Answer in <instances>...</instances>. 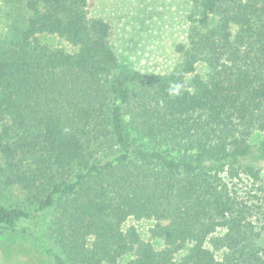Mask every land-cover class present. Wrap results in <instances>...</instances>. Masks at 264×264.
<instances>
[{"label": "trees", "instance_id": "1", "mask_svg": "<svg viewBox=\"0 0 264 264\" xmlns=\"http://www.w3.org/2000/svg\"><path fill=\"white\" fill-rule=\"evenodd\" d=\"M0 4V182L26 204L0 203L1 233L53 264H264V211L236 182L264 160V0H192L163 73L120 65L88 0Z\"/></svg>", "mask_w": 264, "mask_h": 264}, {"label": "rangeland", "instance_id": "2", "mask_svg": "<svg viewBox=\"0 0 264 264\" xmlns=\"http://www.w3.org/2000/svg\"><path fill=\"white\" fill-rule=\"evenodd\" d=\"M192 0H88L92 16L104 18L111 26L110 42L120 65H127L140 71L168 72L179 60L174 46L185 40L187 22L185 15ZM1 5V4H0ZM0 19V32L2 31ZM42 43L50 47H63L68 51L75 48L54 35H40ZM199 70L202 65L198 66ZM264 137V131H256L250 137L252 145ZM261 179L252 180L242 176L237 180L241 194L256 195L251 201L261 205L264 211V160L260 162ZM252 197V196H251ZM0 203L6 206L25 208V197L16 187L4 186L0 182ZM44 217L40 219L43 224ZM262 222L264 223V217ZM153 221L127 218L122 228L134 226L142 239L150 241L155 248L163 243L150 239L148 230ZM264 247V230L261 232ZM124 255L120 261L130 258ZM0 264H53L41 247L29 234H8L0 232Z\"/></svg>", "mask_w": 264, "mask_h": 264}, {"label": "clouds", "instance_id": "3", "mask_svg": "<svg viewBox=\"0 0 264 264\" xmlns=\"http://www.w3.org/2000/svg\"><path fill=\"white\" fill-rule=\"evenodd\" d=\"M181 87L182 86L179 85V84L171 85L170 86V94H172V95H178Z\"/></svg>", "mask_w": 264, "mask_h": 264}]
</instances>
